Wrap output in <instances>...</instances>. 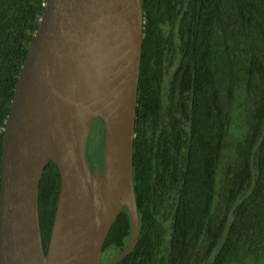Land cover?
<instances>
[{
  "label": "trees",
  "instance_id": "16d2710c",
  "mask_svg": "<svg viewBox=\"0 0 264 264\" xmlns=\"http://www.w3.org/2000/svg\"><path fill=\"white\" fill-rule=\"evenodd\" d=\"M44 3L0 0V188L4 126ZM141 7L132 156L139 232L116 264H260L264 0H141ZM93 128L86 148L92 170L102 165L100 118ZM59 188L49 161L38 191L43 251ZM130 231L124 207L100 264L124 251Z\"/></svg>",
  "mask_w": 264,
  "mask_h": 264
},
{
  "label": "water",
  "instance_id": "95a60500",
  "mask_svg": "<svg viewBox=\"0 0 264 264\" xmlns=\"http://www.w3.org/2000/svg\"><path fill=\"white\" fill-rule=\"evenodd\" d=\"M141 0H45L3 131L0 264H100L102 246L127 208L139 232L132 156L143 39ZM103 122L102 167L87 142ZM49 161L60 188L47 248L38 191Z\"/></svg>",
  "mask_w": 264,
  "mask_h": 264
},
{
  "label": "rangeland",
  "instance_id": "374dc122",
  "mask_svg": "<svg viewBox=\"0 0 264 264\" xmlns=\"http://www.w3.org/2000/svg\"><path fill=\"white\" fill-rule=\"evenodd\" d=\"M93 127H94V125H93ZM92 127V128H93ZM97 130L98 129H96V128H93V130L91 129V131H90V134H89V138L91 137V135H93L94 133H96L97 132ZM95 135V134H94ZM90 140V139H89ZM90 141H92V140H90ZM93 142L95 143V142H99V140H93ZM95 166H101V164L98 162L97 164H95ZM246 264H252V262L251 261H248ZM256 264V263H255ZM260 264H264V262H261Z\"/></svg>",
  "mask_w": 264,
  "mask_h": 264
},
{
  "label": "flooded vegetation",
  "instance_id": "af4514ba",
  "mask_svg": "<svg viewBox=\"0 0 264 264\" xmlns=\"http://www.w3.org/2000/svg\"><path fill=\"white\" fill-rule=\"evenodd\" d=\"M101 167H102V165L100 166V170H101Z\"/></svg>",
  "mask_w": 264,
  "mask_h": 264
}]
</instances>
